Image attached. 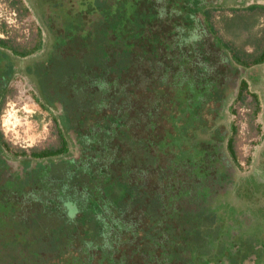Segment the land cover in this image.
Instances as JSON below:
<instances>
[{
	"label": "trees",
	"instance_id": "1",
	"mask_svg": "<svg viewBox=\"0 0 264 264\" xmlns=\"http://www.w3.org/2000/svg\"><path fill=\"white\" fill-rule=\"evenodd\" d=\"M43 1L46 3L36 7L45 10L41 16L53 33V43L46 57L27 69L36 76L42 97L49 104H61L65 124L82 134L83 153L77 159L63 157L69 151L63 136L59 147L18 151L52 161L31 165L27 171L28 161L23 176L8 177L16 190L0 189V264H219L223 259L242 264L252 252H260L252 235L246 241L232 235L233 243L226 245L230 231L222 234L219 216L196 209L201 206L198 202L190 210L175 205L180 199L184 203V188L189 191L193 183L185 184L183 176L174 172L176 166L165 164L174 140L171 128L162 137L158 126L161 118L168 121L177 107L188 102L162 83L159 86L156 77L150 78L154 62L150 66L148 60L154 54L173 57L174 65L179 66L192 55L181 51V56L174 57L163 34L153 32L158 25L150 22L149 32L148 28L142 30L143 18L153 13L152 8L143 11L142 0ZM248 8L264 10V5ZM215 11L214 7L203 11L206 24L213 22ZM39 32V41L31 49H21L0 37V84L17 64L5 49L29 56L43 47ZM148 36L156 49L147 50L149 44L144 43L141 47L146 51H137L138 40ZM225 47L231 61L244 65L264 62V48L254 56L232 44ZM204 56L199 57L200 63L207 67ZM169 66L165 64L160 72L168 73ZM199 86L197 81L194 90ZM4 88L0 86V112L9 92ZM247 91L249 84L243 79L238 98L244 99ZM187 100L190 103L189 97ZM167 110L171 113L166 114ZM1 145L11 149L0 129ZM227 145L236 158L233 134ZM174 157L178 163L189 159L198 164L205 179L208 170L217 169L215 157L203 149ZM138 180L145 181V189H140ZM67 183L66 191L64 187L58 190ZM181 183L185 186H179ZM197 191L196 201H200L203 193ZM69 194L82 212L75 217L63 208V197ZM106 208L108 213H104ZM124 243L127 245L121 247Z\"/></svg>",
	"mask_w": 264,
	"mask_h": 264
},
{
	"label": "rangeland",
	"instance_id": "2",
	"mask_svg": "<svg viewBox=\"0 0 264 264\" xmlns=\"http://www.w3.org/2000/svg\"><path fill=\"white\" fill-rule=\"evenodd\" d=\"M31 1L39 5L46 3L43 0H0V37L9 39L12 44L21 49H31L39 41V31H42L43 47L32 57L23 60L29 62L34 60L33 57L41 56L44 51H49L53 43L51 36L53 33L49 31L47 24ZM204 3L201 13L207 7L216 8V11L212 13L213 22L207 23L206 31L199 27L197 38H191L186 35L187 38L190 37L189 42L191 44L188 46L189 48H184L185 51H195V48L197 51L208 50V48H213L212 45L215 47L213 51H216L220 48L218 47L219 45L226 49V44H232L237 47V50L247 51L254 56L261 52L264 46V10L262 8L250 10L248 7L252 4L264 5V0H205ZM192 6L195 7L194 4ZM179 16V14L170 17L164 16L161 19V32L166 33L165 31H169L173 25L180 22ZM126 29L129 31L131 27L129 26ZM193 41L195 42V48L192 44ZM136 50L144 51L141 46ZM176 51H180V49ZM214 57L217 56L214 55ZM220 62L229 66L225 55H223ZM23 64H21L20 69H18L11 81L8 95L0 112V129L4 134L5 140L11 145L9 151L4 150L10 157H13L15 153L18 154L19 160L26 158L24 155L19 154V150L25 149L30 153L33 149L41 150L61 146L63 130L66 138L69 139V134L65 131L62 123L60 110L41 98L35 83L23 69ZM216 67L218 68V66ZM219 68L221 70V67ZM253 69H256V72ZM263 72L264 63L254 67L238 66L235 74L237 82L239 83L242 78L248 79L250 91L245 93L244 99H240L236 98L237 90L234 91V88L229 90L226 103L222 107L223 117L220 121L227 131H224L226 134L223 143L224 147L219 154L224 163L231 165V167H224V171L229 172L230 176L226 177L225 181H221L224 183L222 184L219 181L220 174L213 171L207 179L199 182L200 189L204 187L210 196L209 200L212 202L214 200L223 201L218 205L222 211H225V214L220 216V220L225 221L227 226L232 227V230L236 231L244 228V235L253 234L249 232L252 229H254V232L256 230H264V81L255 83V81H258L255 78L257 74L262 77ZM220 74L224 76L222 70ZM213 76H217V73L215 72ZM216 80L215 84H217V87L215 89L219 88V90L212 92L214 97L212 99L224 93L218 83L220 77L217 76ZM226 80H230L229 74ZM233 80H236V78L233 77ZM226 85L230 86L231 84L226 82ZM191 86L192 96L190 104L199 105L206 102V107L204 108L206 110L208 108L207 102L209 101L207 100L206 89L199 88L194 90L193 84ZM252 93L258 95V100ZM43 102L46 103L47 107L42 105ZM181 112L176 110L172 115L170 114V122L163 121L158 128L160 130L159 133H162L161 136H163L168 126L172 127V129H177V135L184 137L182 142L179 141L180 148L188 150L191 145H189L190 141H187L185 137L194 135L196 129L191 128V130L185 132L181 128L185 117V113L181 114ZM168 113L171 112L167 110L166 114ZM195 122H199V120L195 119ZM163 123H166V125L162 126ZM186 126H191V122H187ZM147 130L150 129L147 128ZM231 134L234 137L236 161H234L232 152L227 149V139ZM201 136L203 139L207 137L204 133ZM70 142V149L73 150L72 141L70 140ZM185 142H187V145ZM38 160L41 159H34V161ZM169 162L170 159L168 157L165 160V164ZM176 171L183 172L185 169L178 168ZM256 176L258 183L255 179ZM174 184L176 185L177 183L175 182ZM189 195L185 198V204L182 202L183 199H181L175 205L195 207L198 202L196 201L198 200L197 189L192 196ZM201 200L203 202V196H201ZM234 209L238 213L242 211L248 213L250 221L241 224L242 222L239 221L241 218L238 213L233 212ZM261 231L258 233L262 237L263 233ZM240 232L242 231L240 230ZM254 234L256 235V233ZM228 240L231 241L230 238ZM65 256H68V253ZM254 261L249 259L247 264H254Z\"/></svg>",
	"mask_w": 264,
	"mask_h": 264
},
{
	"label": "flooded vegetation",
	"instance_id": "3",
	"mask_svg": "<svg viewBox=\"0 0 264 264\" xmlns=\"http://www.w3.org/2000/svg\"><path fill=\"white\" fill-rule=\"evenodd\" d=\"M31 2L35 6V8L39 11V13H40L39 15L41 16L42 15L41 14V11H42L41 7L37 8L36 3L33 1H31ZM204 2H205V0H196V2H195V0H142V4H141L142 10L145 11L146 10L145 8H152L153 13L152 14H146L144 16L143 19H145V21H144V25L141 28H142V30L146 31V29L148 28L147 23H150V22L152 24L158 25L159 27L156 26L155 29H153V32L160 34V35L163 34V36L166 38L165 45H166V47H168V51H173L174 57L175 56H181L180 52L185 51L184 48H186V49L189 48L188 46L191 44L189 42L190 37L193 38V37L197 36V32H198L199 27H201L202 29H205V31L207 30L206 29L207 24H206L205 20H203L204 14L201 13L202 5L205 4ZM177 4L179 5L178 7H177ZM192 4H194L195 7H193ZM199 5H201V6L198 7ZM177 14L180 15L179 16L180 22L173 25L172 29L170 28L169 31H165L166 33H162L161 32V29H162L161 19L164 16L170 17V16H174ZM42 18L45 21V18L44 17H42ZM47 27H49V26H47ZM178 27H180V29H178ZM148 32H149V28H148ZM178 32L180 33V35ZM186 35H189L190 37L187 38ZM150 37H152V36H148L145 38L141 37L140 41L138 40V42H137L138 47L136 49H139L141 45H143L144 43H147V44H149L148 45L149 48L147 50H149V49L155 50L156 46H155V44H151L152 39ZM192 44L194 46L195 42L193 41ZM144 46L145 45H143V47ZM212 46H213V48H208V50H210V51H208L206 49L203 51H197L195 46H194L195 51H188V53H190L192 55L191 57H189L191 59L190 60L185 59V60L181 61L180 62L181 65H179V66L174 65L173 57L168 59L166 56H160V55L154 54V58L148 60V63L150 66H151V63L154 62L153 68L150 67L151 68L150 69V73H151L150 78L156 77V81H157L158 85L162 83V85H161L162 87H165L167 89L170 88L169 90H172V91L174 90L176 94L183 97V98H181V97L180 98L184 102L185 101L188 102V105H186L185 107L180 106V109H179V107L176 106L177 107L176 110L182 111L181 114L185 113V117L183 118L184 121H183V124L181 125V128L185 132H188L189 130H191V128L196 129V130L194 129L196 131L194 133V135H189L190 137H188V136L185 137V139L187 141H190L189 145H191V147L190 148L188 147L189 148L188 150L187 149L184 150V149H181L180 148L181 146L179 145V143H180L179 141L182 142L184 137H180V135H177V132H178L177 129H172V127H170V126H168V128H167V130L169 128H171L170 133L172 134L171 137H173V140H174L173 141L174 144L172 146L170 145V147H169V148H171V150L169 148H166V149H169L170 155L168 157L170 159V162L176 166V169H178V168H184L185 169V171H183V172L182 171H179V172L174 171V172H177V173L181 172L180 175L183 176L181 179L182 180L185 179V182H186L185 184H188V183L192 184V182L195 180L193 182V185H191L192 188H190L189 191L187 190V188H184V193L182 194V198H184V199L187 198L186 196H188L189 194H190L189 196H192L193 192L196 189H200L199 182L201 180L205 179L204 177H205L206 173H204V175H203L199 171L200 167H198V164H196L195 162H192V161H189V159L188 160L186 159L185 162L181 161L180 163H178L177 159H174L175 158L174 156L176 155V153H179V152H180V155H182V154H185L187 152H196V149H203L206 151L207 155L215 157L214 161H215V165L217 166V169L214 170L212 168L211 170H208V172L210 174L213 171H216L217 173H219L220 174V176H219L220 182L225 181V178L230 176L229 172L224 171V167L225 166L231 167V165L224 163V161L221 160L222 157L219 154V153H221V149L224 147L223 143H224L225 137H226V134L224 131H227L224 128V126L220 123V121L223 117L222 107L224 106V103H226L225 101L228 97L229 90H232L233 88H234V91L237 90L236 98H238V96H239L238 93H239L241 81L244 79L249 84V81L246 78H242L239 83L237 82V77L235 76V74H236V70L238 69V66H241V67L242 66H244V67H252L253 66L254 67L255 65H261L264 63V62H261V63L250 64V65H244L242 63H237L234 60L233 61L230 60L229 56H231V53L229 52V55H227L228 54L227 49H225L221 45H219L218 47H220V48H218V50H216V51H213V50H215V47H214V45H212ZM1 48L5 49L3 47H1ZM142 49L144 51H146V49H144V48H142ZM177 49H180V51H176ZM5 51L8 53L11 61H13L17 64H16V69H14L15 71L10 74L9 78L6 81L5 80H4V82L1 81L2 84H0V86L3 85L5 87L4 90L6 91L10 87L11 81L15 77L18 69H20L21 64L24 63L22 65L23 69L30 76L32 81L35 83V85L39 91V94L41 95L38 80H37L36 76L32 73H29L27 68H28L29 64H32L36 60H41L44 57H46L48 51H44V53L41 56L33 57L34 60L32 62L31 61L30 62L29 61H23V60H26V59L32 57L38 51L29 55V56H25V57L16 55L11 50L9 51L8 49H5ZM185 52H187V51H185ZM196 54H197V58H195ZM201 54L205 55L208 59V60L206 59V61L209 62V63H207L208 64L207 67L200 63L201 59H199V57L201 56ZM214 55L217 57H214ZM223 55H225V58L228 61L229 66H226L223 63L221 64L220 60L223 57ZM163 63L169 64L170 65L169 68L171 70H173V72L171 70L168 73H163L162 71L160 72V68L161 69L165 68V64L163 65ZM212 65H213V67H212ZM216 66H218V68ZM219 67H221V70H222V73H224V76H221V74H220L221 70ZM253 70H254V72H256L255 71L256 69H253ZM215 72L217 73V76L220 77V80L218 81V83L220 84V88L223 89L224 93L222 95L220 94L219 97L212 99V98H214L212 95V92L214 90H219V88L215 89L217 87V84H215V81H217L216 80L217 76H213L215 74ZM228 74L230 75L229 81L226 80V77ZM233 77H235L236 80H233ZM255 78L258 79L257 82L255 80H253V81H255V83H259V81L261 82L262 80L264 81V72L262 74V77H261V75L258 76V74H257V77H255ZM255 78H253V79H255ZM197 81L200 82L199 88L200 89H206V91H207V100H209V101L207 102L208 108L206 110L204 109L206 107V102H204L202 104L200 103L199 105H193V104H190L189 101L187 100L189 97L190 101H191V97H190V95L192 96L191 84H193V86H194ZM226 82H229L231 85L227 86ZM143 85H144V81H143ZM206 85H207V87H205ZM184 96H188V97H184ZM257 97H258V95H257ZM41 98H43L42 95H41ZM43 99L45 100V98H43ZM0 102H1V100H0ZM52 106H55L60 110V113H61L60 116L62 118L63 126L65 128V131H67V133L69 134V139H67L66 135L64 133V130L62 128V130H63L62 136L68 141V146H69V148H68L69 151L66 154H64L63 157H67V158H71V159H77L83 153L82 144L79 140L80 139L79 136L81 133H78L75 130V128L68 127L65 124L66 123L65 121H67V120H65V118H64L65 111H64L63 107L61 106V104L55 102ZM186 113H188V114H186ZM162 119H164V118H161V123L163 121L167 120V119H165V120H162ZM195 119L199 120V122H195ZM168 121L170 122V120H168ZM187 122H191V126L187 127L186 126ZM165 125H166V123H163L162 126H165ZM200 125H203V126H200ZM80 127H82V126H80ZM165 133H166V131H165ZM203 133L206 134V136H207L205 139H203L201 136V134H203ZM164 136H166V135H163L162 137H164ZM230 136H232V134ZM230 136H229V138H230ZM229 138L227 139V143H228ZM70 140L72 141V146L74 148L73 150L70 149V146H71ZM185 144L187 145V142H185ZM205 144H207V145H205ZM4 149H5L4 145H1V147H0V189L3 190L4 192H12L13 189L16 190V187H15L16 184L14 183V186H12L13 183L11 182V180H8V177L10 176V177L14 178L17 176L16 178H18V175L23 176V174L25 173V171H24L25 165L27 164L28 161L30 162V164L27 165L28 167H26L27 171H28V169H30L32 167L31 165H35L37 163H44L47 165L49 163V161H52V160H50L51 158H48V159L43 158V157L34 158L31 156H27V157L24 156V157H26L25 159L19 160L18 156H16V155H14L13 157H10L9 154L6 153V150H4ZM227 149H229L228 145H227ZM88 152L91 153V151H88ZM216 154H218V156H216ZM55 157H57V156H55ZM168 157H167V159H168ZM197 157L200 159L199 156H197ZM34 159H41V160L34 161ZM52 159L56 160L55 158H52ZM43 160H46V161H43ZM209 160H210V158H209ZM187 161H189V162H187ZM234 161H236L235 158H234ZM103 163H104V161H102V164ZM171 168L175 170V168H173V166ZM208 169H210V168H208ZM255 179L257 182L258 181L257 176ZM60 183H62V182H60ZM137 183H138V185H140V189H145V187L147 186V184L145 183L144 180H138ZM185 184L181 183L179 186H182V185L185 186ZM194 184H196L195 187H194ZM222 184H224V183H222ZM2 186H4L3 189H2ZM67 186H68V183L66 185L64 184V186H62V187L60 186L58 188V190L60 188L64 187V190L66 191ZM186 186H188V185H186ZM234 188L236 189V187H234ZM73 190L77 192L79 189L74 188ZM53 191H56V190L53 188ZM200 191L203 193V198H204L203 202L204 203L202 202V200L200 202L198 201L197 205L198 206L201 205V206H199V207L195 206L196 209H201V211L203 210V213H211V214L216 213L219 216L218 221L220 223H222V226H223L222 234L224 233V235H226L225 232L230 231V234H228L230 239H231L232 235H234L233 238L236 237L241 241H246V238H248L249 235H244V233H245L243 231L244 228L240 229L242 232H240V230L235 231V230H232V227L227 226L225 221L220 220V216L225 214L224 213L225 211H222L218 207V205L221 204L223 201L219 202L218 200H214L212 202L211 200H209L210 196L207 194L204 187L202 189H200ZM80 194L83 195L81 192H80ZM225 196H227V195H225ZM73 197H74V195H71V194H69L66 197H63L65 199V204L63 205V208L65 207V209L67 210L66 212L70 213L73 217H75V215H77L78 213H82V212H81V210H78V206L73 201ZM84 197L88 198L87 195H84ZM180 201H181V199H180ZM180 201H178L177 203H179ZM179 206H182V205H179ZM191 208H193V207L189 206L187 208L185 206L186 210H190ZM108 212H109V209L106 208V212H104V213H108ZM233 212L238 213L235 211V209L233 210ZM238 215L241 218L239 220L240 222H242L241 224L250 221L248 213L242 211V212L238 213ZM129 231H131V229H128L127 233H129ZM260 231L261 230H256L254 232V229H252V231H249V232L253 233V234H251L252 237H255L258 240V243H254L253 245L255 246L256 250L258 249V250H260V252H258V253L252 252V255L248 259H246V261L243 262L242 264H245V263L247 264V262L249 263V259L255 260L254 264H264V230L261 231L263 233L262 237L258 233ZM249 232H247V233H249ZM254 233H256V235ZM229 238H226V241H225L226 245H231V242L233 241V238L231 239V241L228 240ZM127 243L120 244V246L123 247V245H127ZM218 243L219 242H217V245H219ZM140 258L144 261L143 257H140ZM219 264H231V263L229 261H226L225 259H223L219 262Z\"/></svg>",
	"mask_w": 264,
	"mask_h": 264
},
{
	"label": "crops",
	"instance_id": "4",
	"mask_svg": "<svg viewBox=\"0 0 264 264\" xmlns=\"http://www.w3.org/2000/svg\"><path fill=\"white\" fill-rule=\"evenodd\" d=\"M263 48H264V46H263ZM263 48H262V49H263ZM262 49H261V51H262Z\"/></svg>",
	"mask_w": 264,
	"mask_h": 264
}]
</instances>
